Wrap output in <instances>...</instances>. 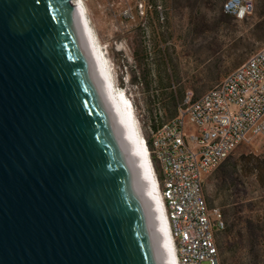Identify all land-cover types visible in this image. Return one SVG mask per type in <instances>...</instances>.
Wrapping results in <instances>:
<instances>
[{"label": "water", "instance_id": "obj_1", "mask_svg": "<svg viewBox=\"0 0 264 264\" xmlns=\"http://www.w3.org/2000/svg\"><path fill=\"white\" fill-rule=\"evenodd\" d=\"M80 4L0 0V264H175Z\"/></svg>", "mask_w": 264, "mask_h": 264}, {"label": "rangeland", "instance_id": "obj_2", "mask_svg": "<svg viewBox=\"0 0 264 264\" xmlns=\"http://www.w3.org/2000/svg\"><path fill=\"white\" fill-rule=\"evenodd\" d=\"M136 1L88 0L87 14L99 36V50L107 74L115 84L112 90H116L119 99V94L126 92L146 141L151 135L145 106L146 91L141 88L144 86H132L130 81L139 61L145 72L151 69L156 77L160 50L168 47L176 66L169 69L173 74L172 83L175 87L183 86L185 91L190 90L196 97L212 87L200 90L209 73L203 64L206 59L210 58L217 63L219 71H224L222 79L264 45V0H253L252 13L243 19L229 15L217 28L213 26L226 0H212L218 5L211 9L201 6L199 10L205 20L204 24L196 23L200 26L198 32L193 31L194 23L190 21L189 0H145L152 5H162L166 15L162 24L157 21L154 10L138 15L134 8ZM126 3L133 7V19L123 13ZM203 25L207 30L200 32ZM162 33L169 37L165 40ZM161 113L164 114L163 110ZM184 130L186 135L197 133L198 125L186 120ZM156 164L160 170L157 161ZM204 193L208 205L222 211L226 227L229 224L233 227L234 234L228 238L224 231L217 234L220 256L228 257L230 264H264V134L241 143L215 168L205 179ZM249 220L260 226L255 240L250 238ZM238 230L244 236L240 244L233 239ZM226 241L232 243L233 248L223 253Z\"/></svg>", "mask_w": 264, "mask_h": 264}, {"label": "built area", "instance_id": "obj_3", "mask_svg": "<svg viewBox=\"0 0 264 264\" xmlns=\"http://www.w3.org/2000/svg\"><path fill=\"white\" fill-rule=\"evenodd\" d=\"M70 1L87 11L88 0ZM134 8L140 16L154 10L157 21L165 20L161 4L137 0ZM253 9V0L223 3V10L236 19ZM123 13L134 18L129 3ZM186 120L198 125L197 133L185 134ZM149 130L147 149L160 165L155 176L175 262L220 264L216 233L225 228V220L218 207L208 205L204 182L241 143L264 134V45L199 96L185 91L177 115Z\"/></svg>", "mask_w": 264, "mask_h": 264}, {"label": "trees", "instance_id": "obj_4", "mask_svg": "<svg viewBox=\"0 0 264 264\" xmlns=\"http://www.w3.org/2000/svg\"><path fill=\"white\" fill-rule=\"evenodd\" d=\"M215 5L217 6L218 3L217 4L213 3L212 0H189L188 1V7L191 10V13L189 16H190V21L194 23V26H193L194 32H198V28L200 27L196 24L198 23V21H201L202 24H204L203 23V20H205L204 15H201V13L199 12L201 6L211 9ZM220 11L221 13L217 17V20L215 21L213 28H217L219 27V24L226 22L227 21L226 17L231 15L229 13H226L223 10V4L220 7ZM165 20H166V15H165ZM205 30L207 29L203 25L200 29V32H204ZM161 36L165 40L167 37H169V35L168 34L166 35L165 33H162ZM169 50L170 49L168 47L167 49L162 48L160 50V53L158 56V62H157L158 72H157L156 77H154V75L152 74L151 69H148V72H145L143 70L142 61H139V66H138V69L136 70V74H134L130 80L132 86L134 85L136 87L144 86L141 88H144L146 91L145 106H146V111H147L149 122H150L149 126L152 128L158 127L164 121L169 120L177 115L178 105L182 101L183 96L185 94V90L183 86L175 87V85L172 83L173 74L169 72V69H170V66L171 67H176V66L174 65L172 61V58L169 54ZM203 64L205 65L204 66L205 69L209 70V73L206 74V76L204 77V83L201 86L200 90H204L210 86H214L215 84L219 82L222 75L224 74V71H219L217 63L212 61L210 58L206 59L203 62ZM174 75L176 76V72L174 73ZM162 110L164 114L161 113ZM146 143L148 147L150 148L151 141L149 137L146 138ZM151 158H152V162L155 167V170L159 172L155 158L153 156ZM228 212L229 210L226 209L225 214L228 215ZM247 223L250 228V238L252 240H255L258 235L257 230L260 229V226L257 223H253L250 220ZM222 231L225 232V236L227 238L230 235L234 234L233 227L230 224L227 227L225 224V228L217 232L216 237H217V234ZM243 238L244 236L241 230H238L236 232L235 237H233L235 243L237 242L239 244L242 243ZM232 248H233V244L226 241V245L222 247L223 253L230 252ZM220 264H230L228 261V257L224 255L223 257L220 256Z\"/></svg>", "mask_w": 264, "mask_h": 264}, {"label": "bare ground", "instance_id": "obj_5", "mask_svg": "<svg viewBox=\"0 0 264 264\" xmlns=\"http://www.w3.org/2000/svg\"><path fill=\"white\" fill-rule=\"evenodd\" d=\"M81 6V5H80ZM81 9H82V13L84 15V18H85V21L87 23V27H88V31L91 35V37L93 38L94 40V45H95V48L97 50V52L99 53L100 57H101V60H102V65L104 67V71L106 72L107 74V69H106V64L104 63V60H103V56L101 55V52H100V40H99V36L96 32V30L94 29L93 25L91 24V22L89 21V17H88V14H87V11L85 10V8L83 6H81ZM103 49V48H102ZM107 77H108V74H107ZM108 79L110 80V78L108 77ZM115 85V84H114ZM114 89V88H113ZM107 91L108 93L110 94V97H113L114 100L116 101L117 105L120 106L122 108V112L124 113V115L127 116V118L129 119V121H131V124L133 125V128L136 130V134H137V139H138V142L141 146V149L143 151V156H144V160H145V165L147 167V169L149 170L150 172V175H151V178H152V181L154 183V189L155 191L157 192V197H158V200H159V204H160V207H161V211L164 215V220H165V227H166V231H167V234H168V238L170 239V244H171V236H170V233H169V227H168V221H167V218H166V213H165V207L162 206V202H161V199L159 197V185L157 183V180H156V176H155V169H154V165H153V162L151 160V157L149 155V151L148 149L146 148V144L144 143L145 139L143 137V134L141 132V128H140V124H139V120L135 114V110H134V107L130 101V99L128 98L126 92L123 93L125 94V101L128 103V105L131 107L129 108V106L125 103V102H122L118 97H117V94H116V90H112L111 88V84L110 86L107 88ZM120 93V92H119ZM121 96V94H119ZM134 121H136V124H134ZM143 138V139H142ZM164 205V204H163ZM171 248H172V244H171ZM172 255H173V261L175 264H177L175 262V259H174V253H173V249H172Z\"/></svg>", "mask_w": 264, "mask_h": 264}]
</instances>
